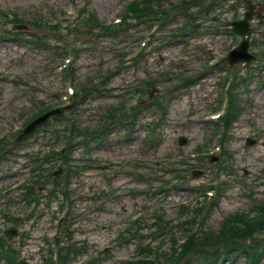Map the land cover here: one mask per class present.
Returning a JSON list of instances; mask_svg holds the SVG:
<instances>
[{"label": "rangeland", "instance_id": "374dc122", "mask_svg": "<svg viewBox=\"0 0 264 264\" xmlns=\"http://www.w3.org/2000/svg\"><path fill=\"white\" fill-rule=\"evenodd\" d=\"M154 1L135 15L128 0H0V264H51L58 246L61 264L170 261L194 231L171 264H264V20L250 21L255 58L230 65L245 0ZM85 8L74 35L63 22L45 32L56 51L31 43L30 24L10 37L3 16L72 21ZM66 104L12 142L39 109ZM201 233L229 241L192 250Z\"/></svg>", "mask_w": 264, "mask_h": 264}, {"label": "water", "instance_id": "95a60500", "mask_svg": "<svg viewBox=\"0 0 264 264\" xmlns=\"http://www.w3.org/2000/svg\"><path fill=\"white\" fill-rule=\"evenodd\" d=\"M259 15V14H258ZM252 16V5L249 3L248 5V11L245 13V17L242 20H235L231 22V25H233V29L236 33L240 35H249L251 32V28L249 27L248 19ZM260 16V15H259ZM247 46H248V39L244 38L240 45L231 52L230 55V62H238V61H246L249 62L251 58H253L252 55H250L247 52ZM55 111H51L48 114L44 115L43 117L37 119L34 124L30 125L26 130V132H29L33 126H35L37 123L43 121L48 115L52 114ZM183 140H181V143ZM7 234L9 237H11L13 234H15V230L13 228L8 229Z\"/></svg>", "mask_w": 264, "mask_h": 264}, {"label": "trees", "instance_id": "16d2710c", "mask_svg": "<svg viewBox=\"0 0 264 264\" xmlns=\"http://www.w3.org/2000/svg\"><path fill=\"white\" fill-rule=\"evenodd\" d=\"M204 236H207V235L204 234L203 236L198 237V239H199V240H203ZM207 238L210 240V236H207ZM196 242H197V241H196ZM195 244H196V243H195ZM200 244H201V243H200Z\"/></svg>", "mask_w": 264, "mask_h": 264}]
</instances>
